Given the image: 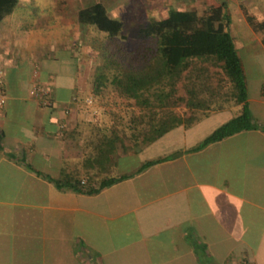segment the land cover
Listing matches in <instances>:
<instances>
[{"label":"crops","instance_id":"1","mask_svg":"<svg viewBox=\"0 0 264 264\" xmlns=\"http://www.w3.org/2000/svg\"><path fill=\"white\" fill-rule=\"evenodd\" d=\"M218 4L236 50L264 56V28L243 14L264 20V0H172L198 11ZM15 6L0 20V264H264V67L255 86L245 75L256 127L191 149L216 126L198 134L199 123L238 110L228 104L141 148L118 143L102 169L91 153L112 121L91 102L85 71L96 58L75 14L68 31L41 16L24 24L29 14L11 16ZM34 85L48 90L49 105L29 92ZM66 174L93 186L127 175L88 193L57 186Z\"/></svg>","mask_w":264,"mask_h":264},{"label":"trees","instance_id":"2","mask_svg":"<svg viewBox=\"0 0 264 264\" xmlns=\"http://www.w3.org/2000/svg\"><path fill=\"white\" fill-rule=\"evenodd\" d=\"M16 2L0 0V20L13 10ZM243 14L252 29L264 28V20L256 21L245 9ZM75 19L80 26L90 25L111 40L127 38L121 32V19L110 14L101 0L79 6ZM227 24L223 4L200 11L171 5L164 15L149 17L136 27L132 34L136 39L134 49L125 52L120 43L115 48L119 55L117 51L103 49L101 62L92 73L90 92L96 98L110 88L130 108L125 120L113 112L108 132L97 136L91 156L98 167L105 169L104 160L109 159L118 143L124 149L141 148L178 124L190 125L200 118L198 110L204 114L208 109L220 108L224 102L238 105V110L191 149L257 126L246 103L245 74ZM261 39L264 43V37ZM120 53L128 57L122 60ZM181 104L185 107L183 112L176 110ZM259 127L264 130V124ZM162 158L147 159L138 169ZM88 174L86 171L85 175ZM126 175L103 178L96 186L81 182L76 174L61 175L54 182L89 193Z\"/></svg>","mask_w":264,"mask_h":264},{"label":"rangeland","instance_id":"3","mask_svg":"<svg viewBox=\"0 0 264 264\" xmlns=\"http://www.w3.org/2000/svg\"><path fill=\"white\" fill-rule=\"evenodd\" d=\"M51 0H35V5L30 6L27 4H19V1L17 5L15 6V11L12 13L11 16H15L14 14H24L28 16H24L26 20L25 22L32 21L31 18H36L38 16H41L43 20H49V21H57L58 25L62 26L66 30H71L72 23L74 22V14H75V8H78L79 6L91 3L96 0H62L63 4L59 5V9L61 12L55 14L50 10ZM106 6V9L110 12V14L115 15L119 17L122 21V30L121 32L127 36L126 39L123 38H114L113 40L106 37L104 32L95 30L90 25H84L80 26L81 30L83 31L84 37L88 40V43L90 45V51L91 55H95V60H91L87 64L89 69H86L85 73H93L94 67L96 64H99L101 62V56L104 53L103 49L107 48L110 49V51H117L116 43H120V49L128 52L130 49H134L135 44L134 42L136 39L132 37L133 32L135 31L136 27L139 24H142L145 22L149 17L155 16L160 17L165 14L166 9L168 6L172 5V0H101ZM54 6L57 7L55 4ZM63 6V7H62ZM30 7L31 10H35V16L31 13V11L28 9ZM174 7V5H172ZM233 15V14H232ZM28 20V21H27ZM34 21V20H33ZM68 30V31H69ZM262 37H260V40ZM263 42V41H262ZM264 44V43H263ZM257 47L253 46L252 50H256ZM103 52V53H102ZM133 53V52H132ZM237 53L240 58L242 67L244 69L245 75L247 77V83L248 85H256L257 77L261 75L263 67H264V56L261 54H252L244 52L243 49L237 48ZM255 53V52H254ZM117 55H119L118 51L116 52ZM121 57L120 59L124 60L125 57H128L124 53H120ZM216 69V67H213ZM90 76V75H89ZM88 76V77H89ZM92 78V74L90 76ZM248 87V86H247ZM179 92H182L180 89ZM98 103L101 105L102 108L108 109V117L109 120L112 121V118L114 117L113 112H117L121 114L123 117L122 120H125L128 111L127 109L130 108L126 104H124L123 99H121L119 96H117L110 88H108L102 96H97L95 100L91 101ZM228 105L226 102L222 103V106ZM185 107L181 104L176 107V110L179 112H183ZM214 109H208L215 110ZM202 110H198L196 113L198 115H202ZM236 110H231V114L235 113ZM221 120H215L207 121L205 120L204 124L199 123V129L198 134L204 133L206 129L211 126L217 125L220 123ZM253 121V120H252Z\"/></svg>","mask_w":264,"mask_h":264},{"label":"built area","instance_id":"4","mask_svg":"<svg viewBox=\"0 0 264 264\" xmlns=\"http://www.w3.org/2000/svg\"><path fill=\"white\" fill-rule=\"evenodd\" d=\"M0 78H1V71H0ZM0 81H1V79H0ZM262 86L264 87V83H263ZM29 92L33 96L38 98L40 104L49 105L51 103L49 95H48V90L46 88L34 85L29 90ZM4 100H5V97L2 94V92H0V106L4 103ZM237 264H249V263L247 261L243 260V261H241V262H239Z\"/></svg>","mask_w":264,"mask_h":264}]
</instances>
